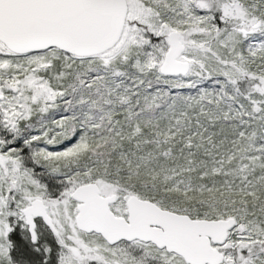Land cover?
<instances>
[{
    "label": "snow or ice",
    "instance_id": "obj_1",
    "mask_svg": "<svg viewBox=\"0 0 264 264\" xmlns=\"http://www.w3.org/2000/svg\"><path fill=\"white\" fill-rule=\"evenodd\" d=\"M0 264H264V0H0Z\"/></svg>",
    "mask_w": 264,
    "mask_h": 264
}]
</instances>
